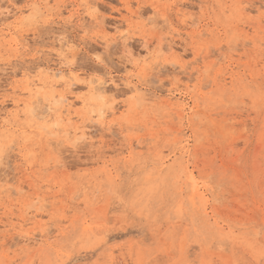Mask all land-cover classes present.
<instances>
[{"label": "rangeland", "instance_id": "374dc122", "mask_svg": "<svg viewBox=\"0 0 264 264\" xmlns=\"http://www.w3.org/2000/svg\"><path fill=\"white\" fill-rule=\"evenodd\" d=\"M0 146V264H264V0H0Z\"/></svg>", "mask_w": 264, "mask_h": 264}, {"label": "bare ground", "instance_id": "6f19581e", "mask_svg": "<svg viewBox=\"0 0 264 264\" xmlns=\"http://www.w3.org/2000/svg\"><path fill=\"white\" fill-rule=\"evenodd\" d=\"M112 41L113 40H111L110 42H112ZM105 42H108V40L106 39ZM54 43L57 44V47H56V45H54ZM52 45H54L53 47H56L54 52H55V57L58 60L59 66L56 68H51V69L48 68L45 71L44 75L42 74V76L38 77L37 79H29L28 80L29 73L27 72V70L23 72V74L26 75L27 81L25 82L24 86L21 87V90L27 92L28 97L26 99H22V97L17 98V99L16 98L13 99V104L15 105L14 107H16V108L14 109V112L12 115L14 116L15 119L20 113H23V114H28L30 112L33 113V111L36 109V108L35 109L33 108L34 107L33 104L37 100H38V102H36V103L40 104L39 99L42 100V102L44 103L43 104L44 107L47 108L44 110H48V109L50 110V105H49L50 98H48V96L46 95V92L50 91L49 87H51L50 89L53 90V86L56 87V85H59V86L61 85V86H64L65 88L66 87L69 88L73 84L74 76L71 74V72L70 73L68 71L66 72L67 69L65 70V66L67 65L66 63L68 62L67 53L70 52L68 49V40L65 37H58L53 42ZM73 56L74 55L72 54V57ZM66 60H67V62H66ZM132 64H133V66L136 65L135 63H132ZM147 68H151V66L147 65L145 67V69H147ZM135 75H136V78H139V73H137ZM124 77L127 79L128 76H124ZM85 82H86V85H87L89 91L95 96H97V95L101 96L102 94H104L108 90L105 86L107 81L104 78L97 76L96 74L89 76L87 79H85ZM111 82L115 87L120 86V85L125 86L127 88V91L131 92L141 102L144 101L147 103L148 102L151 103L156 98L154 93L149 92V88L147 87V85H141L137 82L136 83H130V81H126L124 79L121 82V84H119L113 80H111ZM46 86H49V87L47 88ZM44 88L48 89V90H45L46 91L45 93H43ZM53 91H55V88ZM51 96H52V93H51ZM52 99L54 100L55 98L52 97ZM52 99H51V103L57 104V103H55V101H57V100L52 102ZM58 100L60 102L59 101H57V102L60 105V107L62 108V110L67 111V115H69L70 114V111H69V105L70 104L68 102L66 95L61 94V96L58 98ZM86 101H85V99H82L83 104H86ZM19 102H21L23 104L24 108H22V109L18 108ZM43 105H42V107H43ZM57 109L60 110L59 107H57ZM41 110H43V108H41ZM41 110H39L40 112L38 111L39 113L37 112L38 116H42V114L44 113L43 112L44 110L43 111H41ZM101 113L99 114V116L100 115L102 116L103 113L102 114ZM2 122L4 125H10L11 124L9 118L2 120ZM96 122L97 123L99 122L100 124L103 123L102 120H96ZM92 128H93V125H89V123H86V122L84 123V119H82L81 126L77 127V130L79 129V131H80V133L78 134L79 137L77 135H76L77 137L76 136L75 137L77 139L79 138L82 140L83 139H89V138L91 139V137L93 136V134L91 132ZM1 151H2V149L0 148V154H1ZM1 157H2V155H1ZM0 160H2V158Z\"/></svg>", "mask_w": 264, "mask_h": 264}]
</instances>
